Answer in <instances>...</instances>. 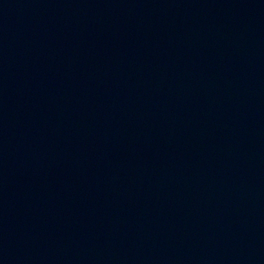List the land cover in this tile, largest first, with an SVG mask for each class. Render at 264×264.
Instances as JSON below:
<instances>
[{"label":"water","instance_id":"95a60500","mask_svg":"<svg viewBox=\"0 0 264 264\" xmlns=\"http://www.w3.org/2000/svg\"><path fill=\"white\" fill-rule=\"evenodd\" d=\"M0 264H264V0H0Z\"/></svg>","mask_w":264,"mask_h":264}]
</instances>
